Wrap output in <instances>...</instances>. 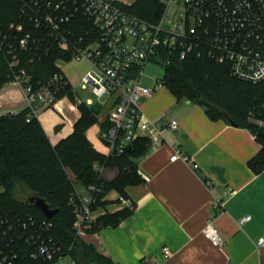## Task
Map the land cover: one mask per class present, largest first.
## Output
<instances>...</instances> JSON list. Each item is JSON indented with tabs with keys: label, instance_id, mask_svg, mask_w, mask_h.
<instances>
[{
	"label": "built area",
	"instance_id": "built-area-1",
	"mask_svg": "<svg viewBox=\"0 0 264 264\" xmlns=\"http://www.w3.org/2000/svg\"><path fill=\"white\" fill-rule=\"evenodd\" d=\"M15 1L17 20L5 24L0 19V64L7 65L11 78L6 86L16 88L28 119L38 118L40 112L68 99L71 85L63 72L67 58L87 61L91 69L82 78L81 88L92 93L96 103L112 105L110 126L100 133L103 151L98 152L106 158L122 157L140 138L160 145L165 141V128L179 130L177 120L159 127L141 108L142 100L164 88L163 80H156L152 88L143 85L144 70L151 63L169 65L166 53L182 61L194 56L227 65L236 79L264 84V0H151L162 8L155 22L132 13L130 0ZM53 49L64 55L55 63L57 71L45 82L34 81L23 66V53L33 52L28 60L34 63ZM4 88L0 89V105L7 97ZM74 99L75 107L95 103L81 100L75 90ZM176 160L191 162L181 149L171 158V162ZM194 169L199 166L194 164ZM102 193L100 186H74L68 204L78 236L88 234L100 216L135 209L130 199L122 197L112 208H103L99 206ZM249 220V216L242 218L240 225ZM53 230L52 222L33 215L0 212V264H19L24 249L38 261L76 264ZM203 234L215 247L226 243L210 220ZM257 245L263 247L264 238ZM171 255L170 248H163L164 259Z\"/></svg>",
	"mask_w": 264,
	"mask_h": 264
},
{
	"label": "crops",
	"instance_id": "crops-1",
	"mask_svg": "<svg viewBox=\"0 0 264 264\" xmlns=\"http://www.w3.org/2000/svg\"><path fill=\"white\" fill-rule=\"evenodd\" d=\"M143 85L152 88L155 84ZM3 91L7 97L0 113L21 112L24 105L16 88L8 85ZM111 108L107 105L106 115L87 132L99 152L103 151L101 124L108 120ZM141 108L159 127L177 120L179 130L165 128V141L151 143L149 153L137 161L145 182L127 188L135 206L132 215L118 227L81 238L114 264H145L148 260L160 264H264V246L257 245L264 238V171L255 174L249 167L262 146L253 133L229 122L211 121L205 109L178 102L165 87L142 100ZM79 117L78 108L66 98L38 115L52 145L74 132ZM176 149L191 162H171ZM119 197L112 192L107 200L114 202ZM246 216L250 220L240 225ZM209 220L225 239L223 247H215L205 238ZM165 247L172 251L168 259L163 257Z\"/></svg>",
	"mask_w": 264,
	"mask_h": 264
},
{
	"label": "trees",
	"instance_id": "trees-1",
	"mask_svg": "<svg viewBox=\"0 0 264 264\" xmlns=\"http://www.w3.org/2000/svg\"><path fill=\"white\" fill-rule=\"evenodd\" d=\"M131 12L151 22L158 20L161 6L151 0H131ZM0 19L5 23L17 20L15 0H0ZM23 66L36 82L47 81L56 71L55 63L64 55L56 49L41 60L30 63L33 52L23 53ZM66 58V57H65ZM170 64L165 67L164 87L178 102H189L203 109L213 122L230 120L238 128L248 129L262 146L261 152L249 162L255 174L264 171V84H251L232 76L229 66L214 61L166 53ZM71 61L70 58H67ZM11 78L5 63L0 64V89ZM38 86L39 84H35ZM63 95L61 96V98ZM68 99L75 103L70 86ZM80 117L74 132L58 144L52 145L38 118L28 119L26 111L0 116V212L30 214L39 220L53 223L54 236L64 246L76 264H114L87 244L74 229L76 218L68 201L75 185L102 187L99 206L107 208V196L117 192L129 199L127 188L141 185L145 179L139 173L137 161L151 150V142L140 138L120 158H106L88 140V130L99 124L104 106L99 103L77 106ZM110 126L101 124L102 131ZM106 169H117L113 181L103 177ZM30 197L44 199L51 209H57L52 218L26 204ZM134 210L123 209L100 216L88 233H98L108 227H118ZM19 264H50L35 260L28 249L20 255Z\"/></svg>",
	"mask_w": 264,
	"mask_h": 264
},
{
	"label": "rangeland",
	"instance_id": "rangeland-1",
	"mask_svg": "<svg viewBox=\"0 0 264 264\" xmlns=\"http://www.w3.org/2000/svg\"><path fill=\"white\" fill-rule=\"evenodd\" d=\"M90 69L91 65L85 60H71L69 62L64 63L63 65V72L67 77L71 87L75 89L78 97L83 101L91 99L92 101L97 102V98L92 93L87 90H83L80 86L82 78L87 74L88 71H90ZM165 74L166 73L164 66L151 63L144 70L142 84H154L156 80H163ZM106 113L107 106H104V111L101 115V118H103ZM0 116H2L1 113Z\"/></svg>",
	"mask_w": 264,
	"mask_h": 264
},
{
	"label": "water",
	"instance_id": "water-1",
	"mask_svg": "<svg viewBox=\"0 0 264 264\" xmlns=\"http://www.w3.org/2000/svg\"><path fill=\"white\" fill-rule=\"evenodd\" d=\"M229 123L236 127V125L230 120ZM119 175L117 169H106L103 173V177L107 181H113ZM26 204L39 210L45 217L52 218L56 213L57 209H51L44 199L38 197H30L26 200Z\"/></svg>",
	"mask_w": 264,
	"mask_h": 264
}]
</instances>
